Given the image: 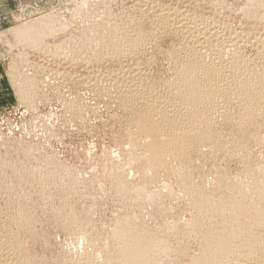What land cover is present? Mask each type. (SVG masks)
<instances>
[{
  "label": "bare ground",
  "instance_id": "6f19581e",
  "mask_svg": "<svg viewBox=\"0 0 264 264\" xmlns=\"http://www.w3.org/2000/svg\"><path fill=\"white\" fill-rule=\"evenodd\" d=\"M90 1H73V5L77 6L73 9V5H67L64 9L67 15L62 12L61 16L52 15L49 20L56 24H44L43 15L38 25H34L33 20L21 21L22 24L14 27V33L9 36L10 40L9 37L6 40H9L8 49L13 47V43L43 48V37L57 32L56 38H62L58 39L55 52L61 56L64 46L68 44V40H63L64 35L61 33L69 29L73 19L76 20L81 11L88 10L85 8L87 5L91 14L102 7L101 12L104 15L94 16V22L87 27V24L84 25L85 22L81 21L86 28L80 33V37L71 38V43L78 51L85 47L100 54L107 51L105 48L111 47L110 52L117 54L132 53L134 50L136 52L139 45L143 47L148 41L155 40L164 29V32L166 30L179 36L172 54L181 55L175 56V60L171 59L176 61L173 65L177 64V69L174 68L175 76L165 82L164 86L153 82L144 69L143 72L137 70L139 74L136 75H126V78H122L125 77L123 74L118 77L125 79L123 83L127 87L126 91L119 95L118 101L127 114L125 132L131 147L126 152L123 166L121 163L112 164L109 176L116 194L115 199L129 210L118 216L113 227L104 236L99 234V228L93 227L91 209L81 214L74 205L77 199L89 193V187L81 183L82 180L77 183L78 178L73 176L75 174H72V171L68 173L65 169L67 173H63L57 170V173L55 166L50 162L43 165V159L36 160V143L24 147L16 143L20 138L9 141L15 148L11 147L12 150L8 152L21 151L26 160L17 162L18 157L14 161L0 160V264L264 263V163L260 162L262 160L257 161L252 154L254 145L264 147V134L261 130L264 127V35L256 33L258 37L254 36L250 40L247 39L248 34L246 38L242 32L231 37L229 31L230 38L227 39L224 36L226 32L222 34L221 29H218L220 27L216 25L217 19H211L208 23L206 18L208 24L201 26L204 22L201 19L205 18L185 9L186 4L180 6L181 0L171 4L152 3L153 6L150 2L151 6H148L147 12L152 14V24L148 30L135 19V23L132 20L134 24L126 26L127 22L123 25L121 19L117 22L118 17L111 18L110 7L108 8L111 5L107 6L111 2L109 0ZM30 2L42 5L43 0ZM252 2L255 3V11L264 10L263 0H253L250 3ZM68 6L70 7L67 8ZM246 9L245 13L249 10ZM123 12L125 11L121 13ZM10 17L16 20L21 16L10 11ZM249 19L251 22L258 21L256 15ZM261 19L259 21L264 25V18ZM217 23L221 24L219 21ZM1 34L8 36L6 31ZM242 42H250V46L257 53L256 56H245L246 46L243 49ZM57 55L55 56L58 57ZM85 59L92 60L91 56ZM135 67L137 69L138 66ZM9 72L15 75L16 88L20 94L16 92L20 98L28 104L34 102L41 86L39 79L29 77V72L18 73L13 65L10 66ZM118 78L114 75V79L109 80L113 82ZM12 82L14 86L16 83ZM99 83H102V80L97 84L93 83L99 89L98 92L104 90L98 86ZM160 91L165 94L160 96ZM73 103H69L71 110L75 106ZM81 103H74L78 104V107H75L79 117L84 113ZM2 136L1 134V138ZM6 145L7 143L2 147ZM4 149L6 151V148ZM34 158L35 161L32 160ZM234 159L241 163L242 169L238 173L233 174L230 170L217 166L218 160L225 164V161ZM128 165L138 168L145 183L135 185L127 180V172L125 173L123 168L129 167ZM158 175L166 178V194L161 192L162 189H149V182H156ZM210 177L212 181L209 180ZM50 181L51 184H48ZM98 194L96 191L92 195L95 198ZM166 198L177 203L174 202L176 204L170 207L172 205L166 204ZM43 199L52 205L50 215L55 218L58 227L67 232L74 243L77 239L75 244L82 247V251L78 250L81 253L77 252L79 255L63 251L53 257L52 262H47L46 255L30 250L32 241H43V235L37 230V223L43 221ZM39 203L42 204L41 213L35 209V205ZM184 206L189 210V216L182 219ZM148 207L155 209L156 214L170 218L164 219L159 229L145 225L140 220V214ZM169 230L178 235L193 237L198 243L197 252L191 250L189 244L182 243V236L180 237L183 241L177 240L178 243H173L167 235ZM37 234L38 236H35ZM44 241L47 244L50 242L47 239Z\"/></svg>",
  "mask_w": 264,
  "mask_h": 264
},
{
  "label": "rangeland",
  "instance_id": "374dc122",
  "mask_svg": "<svg viewBox=\"0 0 264 264\" xmlns=\"http://www.w3.org/2000/svg\"><path fill=\"white\" fill-rule=\"evenodd\" d=\"M30 1L26 2L25 0H0V160L11 159L14 161L17 159V157V162H22L26 160L24 158V153H21V151L20 153H18V151L14 153L8 152L12 150V148H15L14 146H12V142L9 141H13L14 139L17 140L20 138L19 141L17 140L16 143L24 145V147H29L32 146V144L34 145L36 143V160L43 159V165L47 164L46 162H50V164H53L55 166L56 172L57 170L58 172L63 171V173H65L66 171L68 173L69 171H72V174H75L73 176H77L78 178L77 183L82 180L81 183H84L89 187V193H87L84 197L77 199L74 202V205L78 212L81 214L84 213L86 210L90 211L91 209L93 227L97 229L99 228V234L101 236H104L113 227V224L116 222V219H118V216L125 214L129 210V208L125 207L122 202H119L115 199L116 194L113 190L114 188H112L109 176L112 164L121 163L120 165L123 166V162L126 161V152L131 147L130 143H128V136L126 137L127 133L125 132V120L127 118V114L123 111L118 101L119 95H122L124 93V90L126 91L127 89L124 84L125 79L123 80L122 78H126L128 75L139 74L137 70L143 72L144 69V72L147 71L146 73L151 76L150 79L153 82H155L158 86H164L165 82L171 80L175 76V69H177V64L175 65L176 61H172L171 59L175 56L181 55L180 53L172 54V51L174 50L173 47L176 48L177 42L179 41V36L175 34L177 36L176 37L173 33L166 30L164 32L163 29V31L157 36L158 38L156 37L155 40L153 39L148 41V44L146 43L145 46L142 45L143 47H140L139 45V49L136 48V52L134 50V52L132 53H125L126 55L122 53L117 54L110 52L109 48L111 49V47L105 48V50H109V53L107 51H103L100 54H96L92 49H87L85 47L81 48V51H78L76 47H74V45L71 43V38L80 37V33L83 32L84 28L90 26V24H92L91 22H94L95 17H98L101 14L104 15L102 13V7H100V10H97L96 13L91 14L89 12V6L87 5L85 8H87L88 10L86 11V9H84L83 11H81V15L76 16V20H74L75 18L73 19L69 29L65 32L66 34L61 33V35H64L63 40H68L66 41V43H68L67 46H64V51L62 50L64 52L62 54L63 56H59L55 52L57 51L58 39L62 38H56V36H58L57 32L54 34H46V36L43 37L44 41L42 44L44 49L23 46L22 44L20 45L18 43H13V47L8 49V41L10 40L9 36L14 33L15 26H17L18 24H22L21 21L33 20L34 25H38L40 24L39 21H42L43 15L44 24H56V22L49 20L50 17H53L52 15L55 14L61 16L63 15L61 14V12L67 15L64 9L67 5H73V1L77 0H69V2L68 0H43L42 5L38 3L32 4ZM110 1L112 2V4ZM174 1L176 0H109L110 3H108L107 6L111 5L108 6V8L110 7L109 10L111 18L116 19L118 17V19H116L117 22H120L119 19H121V24H125L127 22L125 25L130 26L134 21L133 19H135V21L137 20V23L139 22L144 24L145 30H148L150 28V25L152 24V19H150L152 14L149 10V12H147L148 6L150 4L152 5V3L171 4ZM251 1L253 0H181L180 6H185L184 4H186L185 9L195 14L197 13V15H199L201 18L204 17L205 20L203 18L201 19L204 22H206V18H208V23L211 19V21L217 19L216 25L220 27L218 29H221L220 31L222 34H225L226 32L224 36H226L227 39L230 38V36L228 37V35L230 34L231 37H235V33L241 34L242 32L245 35L244 38H246L248 34L247 39L249 38L251 40L254 38V36L258 37V33V35H261V33L262 35H264V25L261 24V18H264V10L258 12L255 11V3H250ZM90 2H92V0ZM74 6L77 5L74 4L72 6L73 9L76 8ZM249 6L252 8V10L251 8L249 9ZM69 7L70 6H68L67 8ZM245 9H249L248 12L246 11L245 13ZM123 10L125 12L121 13ZM10 11L19 14L21 16L20 19L16 18L17 21L15 19H12L10 17ZM118 13L119 15L117 16ZM254 14L256 15L258 21L251 22L249 18H251V16L255 17ZM82 15H85V17L81 18L83 17ZM122 19L125 20V22H123ZM259 19H261V21H259ZM88 20L90 22H88ZM81 21L83 23L85 22L84 25L87 24L85 25L86 27L83 26V23ZM217 21L221 22L222 25L218 24ZM207 22L205 24L201 23V26H205L206 24H208ZM5 31L6 35L8 36H4V34H1ZM162 33L164 35H162ZM249 36H251V38ZM226 37H223V39H226ZM7 38L9 39L8 41H6ZM232 39L236 40L235 38ZM245 43L247 44L248 42L241 43L243 44V49L246 46L244 49V55H250V57L256 56L257 53L255 52L254 48L250 46L251 43L249 42L247 44L249 46H247ZM55 55H57L58 57H56ZM224 55L227 56L228 54H223V56ZM90 56L92 60L85 59L86 57ZM169 57L171 58L169 59ZM173 60H175V58ZM173 62H175L174 65ZM149 63L152 65H150ZM12 65L13 68L16 67L18 73L29 72L27 73L29 74V77H36L41 82L40 90L38 94L36 93V99H34V102H31V104L24 102L20 98V93L16 88L17 80L15 78V75L9 72L10 66ZM135 66H138L141 70L138 69V67L136 69ZM36 69L38 72H36ZM123 74L125 77H122ZM110 75L111 77L113 76V79L114 75H117V78H122H118L119 80L117 79V81L112 80L113 82H111V80H109L112 79ZM95 79H99L100 82L102 80V83H99L98 86L103 87L104 90L98 92L99 89H97L95 85H93V83L97 84L99 81ZM12 81L16 83L14 86ZM111 83L115 86L111 85ZM121 85L124 86L122 87ZM121 90H123V92H121ZM16 91L19 94H17ZM119 91L120 94H118ZM159 93L160 96H163L165 94L162 91H160ZM79 100L82 102L81 105L84 111L82 117H79V113H77L78 110L75 107H78V104H74L76 103V101H78L79 103ZM72 101L74 102L73 105H75L73 109L74 111L69 108V103L72 104ZM122 118H124L123 121ZM262 128V134H264V127ZM1 134L3 135L2 138ZM3 137L4 140H2ZM6 143L7 145L2 147V145H5ZM38 144H41L42 146H39ZM253 147L252 154L253 156H255L254 158L257 161L262 160L260 162L264 163V147L261 145H254ZM4 148H6V151H4ZM32 160L35 161V158ZM234 160L225 161V164L221 163L220 160H218L217 166L226 168L227 170H230L233 174L236 172L238 173L242 169V167L240 166L241 163L237 159ZM128 166L129 167L125 166V168H123L124 170H126L124 172H127V180L135 185L145 183V181H143V174H141L138 168H135L131 165ZM211 177L209 179L210 181H212ZM158 178L159 179L156 182H149L150 185H148L150 187H148L151 190H156L157 188L159 190L162 189L161 192L166 194V192L168 191V188L165 185L167 184L165 181L166 178L162 175H158ZM163 181H165V183ZM47 183L48 182H43V184ZM48 184H51V181ZM48 190H50V188H48ZM96 191L99 192V194L96 195L97 197L94 198V195L92 194H94ZM47 192L50 193L51 191ZM86 196L88 197L86 198ZM44 200L45 199H43V205L40 203L35 205V209L39 213H41V207H43V221L37 223V230L39 231V234L43 235V241H32L30 244L31 246L33 244V250H30L46 255L45 257L47 259V262H52L53 259L58 256L60 252L63 251H68L70 253L73 252L71 253L72 255H76L75 253L77 252L81 253L80 251H82V247H79L75 244L78 242L77 239L74 243L69 238V234H67V232L63 231L60 227H58L55 218L50 215L52 205L49 204V202L47 204V201ZM174 202L176 201H174L173 199L166 198V204L168 206L172 205L170 207H173L177 203ZM144 211L145 212L141 211L142 217L140 214V220L145 225H148L154 229H159L162 225V222L165 221L164 219L170 218V216L164 218L160 214H156L155 209L153 210L152 207H148ZM186 211L187 209L184 206L182 210V219L187 218L189 216V210L187 212ZM169 231L172 233L167 232V235L173 243H178L184 240L182 243L189 244L191 246V250L197 252L198 243L197 241L193 240V237L178 235L171 230ZM169 233L171 234V236ZM35 236H38V234ZM67 236L69 239L67 238ZM178 236H182L184 239L182 237L179 238ZM44 239L50 240V242L47 244L45 243ZM79 249L80 251H78ZM78 253L77 255H79Z\"/></svg>",
  "mask_w": 264,
  "mask_h": 264
}]
</instances>
